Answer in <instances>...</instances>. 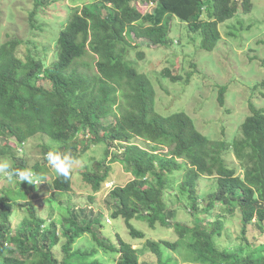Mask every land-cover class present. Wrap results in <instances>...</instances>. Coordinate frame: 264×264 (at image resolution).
<instances>
[{
	"label": "trees",
	"instance_id": "obj_1",
	"mask_svg": "<svg viewBox=\"0 0 264 264\" xmlns=\"http://www.w3.org/2000/svg\"><path fill=\"white\" fill-rule=\"evenodd\" d=\"M46 1L54 5L58 0H36V5L46 6ZM138 1L92 0L72 9L71 17L62 21L57 60L51 65L33 53L35 42H28L34 49L24 58L18 54L23 44L18 39L0 44V161L8 159L12 170H30L43 180L47 166L27 169L20 156L22 147L37 135L52 143L45 153L54 149L77 160L90 145L118 143L121 153L108 162L107 150L95 172H84L83 178L97 193L108 183L112 163L123 165L133 179L110 191L118 204L113 218H123L135 239L146 238L133 226L135 219L146 220L152 229L176 231L177 242L147 241L157 261L146 264H173L169 257L164 260L161 244L172 251L186 247L194 264H264V250L258 256L249 252L247 238L251 226L264 234V111L251 104L240 136L233 142L211 141L186 113L158 114L152 81L128 58L139 47L136 39L146 40L150 47L169 45L173 17L200 33L202 47L213 51L221 39L219 25L234 17L237 8L233 0H141L156 5L152 14L143 15L132 5ZM242 6L244 13L250 12L251 0H242ZM39 21L35 11L30 17L33 29L39 28ZM163 75L173 82L181 80L170 69ZM225 103L222 96L221 106ZM229 153L239 160L242 177L228 164ZM203 176L217 179L215 191L208 195L200 192ZM72 179L73 170L69 179L55 174L54 191H72ZM174 186L178 196L170 200L168 190ZM217 207L220 211L213 214ZM15 211L16 201L0 187V264H101L93 260L97 250L73 248L85 234L95 235L100 248L119 254L118 264H142L140 250L120 236L117 244L104 243L94 233V223L82 224L74 214L62 229L66 242L61 260L55 253L61 242L55 224L45 229L46 221L29 208L31 217L13 226ZM181 212L194 226L176 221ZM231 217L240 220L236 238L242 240L234 250L219 245Z\"/></svg>",
	"mask_w": 264,
	"mask_h": 264
},
{
	"label": "rangeland",
	"instance_id": "obj_2",
	"mask_svg": "<svg viewBox=\"0 0 264 264\" xmlns=\"http://www.w3.org/2000/svg\"><path fill=\"white\" fill-rule=\"evenodd\" d=\"M91 1L58 0L54 5L46 1V6L39 8L36 0H0V44L18 39L23 43L18 54L24 58L34 49L28 42H35L38 48L33 53L43 56L46 64L51 65L57 60L56 39L64 27L62 21L71 17L72 9L82 8ZM233 2L237 12L234 17L219 25L221 39L213 51L202 47L203 37L200 33L191 32L187 22L173 17L167 36L169 45L150 47L146 40L136 39L134 44H139V47L131 50L128 56L132 65L152 81L157 93L158 114L171 116L186 113L193 119L197 130L215 142H233L240 136L242 124L252 113L251 104L257 110L264 111V0H251L252 9L248 13L243 12L242 0ZM132 5L143 15L152 14L156 7L141 0ZM35 11L38 12L40 21L37 24L39 28L33 29L30 17ZM140 53L144 54L143 58L139 57ZM165 69H170L181 80L173 82L164 78ZM222 96L226 101L225 107L220 104ZM46 146L53 147L47 137L37 135L20 151L27 169L34 168L36 164L47 166L43 180L37 177V184H29L26 181L20 183L14 178L10 182L2 174L0 187L7 188L12 200L16 201L13 226H18L25 218L31 217L29 208H32L37 217L46 221L45 229L52 223L55 224L61 237L55 253L61 260L65 257L62 246L66 242L62 229L68 227L67 220L72 214L82 224L94 223V233L104 243L117 244L120 236L124 242L133 245L140 250L142 264L157 261L156 254L147 247L148 240L158 243L179 240L173 228L157 226L152 229L144 219L132 221L133 226L146 235L145 239H135L123 218H113L112 214L118 209V204L110 197V191L116 186H125L133 179L123 165L112 163L108 183L103 185L100 192L96 193L84 181L83 173H94L96 164L105 159L107 150L110 152L108 162L115 153H121L118 143L110 147L104 144L90 145V149L72 169V191L68 193L55 192L52 187L55 174L50 171L45 158ZM2 161L11 168V161ZM227 162L235 167L237 175L243 176L244 171L234 154L229 153ZM216 181L214 177L203 176L200 179L201 194L214 192ZM168 195L170 200L177 199L176 186L168 190ZM218 207L213 214L220 211ZM99 219L100 224H95ZM176 221L194 226L192 218L184 212L176 217ZM239 224L237 217H231V222L226 223L229 229L226 228L224 237L219 240L221 248L234 250L242 245V240L236 238L240 234ZM259 230L257 225L251 226L247 234L251 245L248 250L255 252L256 256L264 250V234ZM95 237L93 234H85L73 248L82 251L97 250L93 260H98L101 264H118L120 255L100 248ZM161 247L164 250V260L169 257L173 264H194L186 247L181 246L178 251L166 249L162 244Z\"/></svg>",
	"mask_w": 264,
	"mask_h": 264
},
{
	"label": "clouds",
	"instance_id": "obj_3",
	"mask_svg": "<svg viewBox=\"0 0 264 264\" xmlns=\"http://www.w3.org/2000/svg\"><path fill=\"white\" fill-rule=\"evenodd\" d=\"M45 158L50 171L65 179L70 178L71 170L79 163L77 159L71 157L69 154L61 153L54 149L49 150ZM0 174H4L6 179L10 182H12L14 178L20 183L26 181L29 184H37L38 182L37 178L30 170H12L9 164L3 161H0Z\"/></svg>",
	"mask_w": 264,
	"mask_h": 264
}]
</instances>
